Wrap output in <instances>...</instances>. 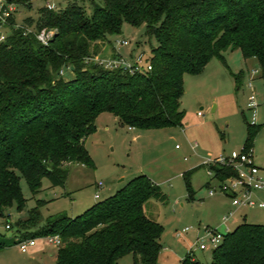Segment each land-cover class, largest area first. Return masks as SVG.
<instances>
[{
	"label": "trees",
	"instance_id": "16d2710c",
	"mask_svg": "<svg viewBox=\"0 0 264 264\" xmlns=\"http://www.w3.org/2000/svg\"><path fill=\"white\" fill-rule=\"evenodd\" d=\"M8 2L32 7V0ZM125 22L145 25L156 38L151 70L129 73L87 61L100 54V41L111 44ZM10 23L0 42V214L15 202L24 209L21 176L36 194L44 178L64 185L71 163L93 166L85 140L101 113L138 129L183 126L185 74L202 73L213 58L226 64L225 53L237 49L258 60L264 77V0H104L94 3L91 18L76 4L44 6L37 21L26 18L22 25L56 28L48 45L15 27L14 14ZM241 73H232L237 82ZM260 129L247 123L245 146L253 148ZM213 168L221 180L235 174L230 167ZM152 198L165 195L142 174L76 217L50 216L34 234H60L56 264H120L128 254L134 264H158L165 228L145 212ZM5 246L0 241V249ZM190 260L188 253L182 264H198ZM212 264H264V224L244 221L226 233Z\"/></svg>",
	"mask_w": 264,
	"mask_h": 264
},
{
	"label": "rangeland",
	"instance_id": "374dc122",
	"mask_svg": "<svg viewBox=\"0 0 264 264\" xmlns=\"http://www.w3.org/2000/svg\"><path fill=\"white\" fill-rule=\"evenodd\" d=\"M47 1H53L58 9L76 4L84 8L90 18L94 3H104V0H32L31 8L16 4V23L25 24L26 18L37 21L39 10ZM3 29L9 33L11 26ZM119 38L128 39L135 53L144 52L145 55H150L152 47L158 45L155 37L146 34L145 25L135 27L125 22L120 34L110 36L112 46L107 41L104 45L99 42V55L109 57ZM129 49L120 47L119 51L126 53ZM225 61L228 66L221 59L213 58L202 73L185 74V91L181 98V109L185 113L183 126L130 131L114 114L103 112L96 119V131L85 140L93 166L71 163L64 185L53 186L44 178L36 194L21 176L25 207L20 211L15 202L2 211L3 216L13 222L14 230L5 229L0 223V241L6 244L0 249V264H56L58 247L42 239L48 235L34 234L47 225L46 220L63 212L76 217L142 174L157 184L165 195L164 200L152 198L145 204L146 214L165 228L158 264H182L191 249L195 258L191 255L190 261L212 264L213 248L198 249L197 237L207 225L225 231L221 226L222 218L235 207H231L229 195L222 192L220 181L209 175L210 168L205 162L240 150L247 137V123H253L261 127L254 140L253 153L264 177V77L259 62L256 58L245 59L240 49L226 52ZM240 72L237 82L232 73ZM253 93L258 106L251 109ZM189 171L193 198L189 197L185 180V173ZM100 181L102 188H98ZM212 190H216L215 195L210 194ZM96 193L100 194L99 198L95 197ZM244 211L248 214L247 220L239 215L233 218L232 230L244 221L264 222V208ZM186 228L188 232L177 236ZM16 231L18 239L38 238L36 246L22 252L16 241ZM134 262L133 254L120 260V264Z\"/></svg>",
	"mask_w": 264,
	"mask_h": 264
},
{
	"label": "built area",
	"instance_id": "2783aa9c",
	"mask_svg": "<svg viewBox=\"0 0 264 264\" xmlns=\"http://www.w3.org/2000/svg\"><path fill=\"white\" fill-rule=\"evenodd\" d=\"M48 9H56V4L53 1H47L45 5ZM16 11V4L10 3L7 0H0V42L4 41L8 33L4 32V27L11 26L10 18ZM15 27H22L25 30V34L33 33L37 39L44 45H48L57 35L58 30L56 28L35 29L32 26H24L20 23L15 24ZM117 46H113L112 53L109 57H103L100 55L87 57V61L97 62L99 65L108 69H123L129 73L140 72L144 70H151L152 64L149 61L150 55H145L144 52L135 53V48L131 46V41L124 38L116 40ZM118 47V48H117ZM120 47H127L129 51L122 53L119 51ZM64 69L60 71V74H64ZM252 86V83L249 85ZM258 106L256 95H251L250 108L254 109ZM201 114V113H199ZM253 117L255 119L256 112L254 110ZM132 129V127H130ZM205 165L209 169V175L215 177V170L213 167H230L235 171L234 176H229L226 179H218L221 184L222 192L228 194L231 198L232 205L235 208H264V177L261 174V168L255 163L253 148L247 147L243 144L240 150H234L230 154H223L216 158H209ZM103 182L98 183V188H102ZM216 190L210 191L211 195H214ZM96 198L100 197L99 193L95 194ZM235 210H231L224 217L223 225H225V231H220L216 227L205 226L203 232L197 237L196 247L200 250H205L209 247L215 249L223 241L225 234L230 232L229 222L234 218ZM0 223L4 225L7 230H14V224L9 218H5L3 214H0ZM188 228L182 232H178L177 236H182L183 233L188 232ZM17 232V231H16ZM17 244L22 252H27L29 247L36 246L38 238L18 239V232L15 235ZM46 243L54 244L58 248L62 244V238L60 234H53L42 237ZM194 251L190 250V254Z\"/></svg>",
	"mask_w": 264,
	"mask_h": 264
},
{
	"label": "crops",
	"instance_id": "0c3cea01",
	"mask_svg": "<svg viewBox=\"0 0 264 264\" xmlns=\"http://www.w3.org/2000/svg\"><path fill=\"white\" fill-rule=\"evenodd\" d=\"M129 127V126H128ZM135 128H132V129H130V127H129V130L130 131H132V130H134ZM215 195V194H214ZM228 195V194H227ZM230 197V196H229ZM261 198H263L264 196H260ZM231 207L234 209V206L232 205V202H231ZM244 209L245 208H235V216H234V220L236 219V217L239 215L240 217H243V220H247V216H248V214H247V212L246 211H244ZM231 211V210H230ZM230 211H228V212H230ZM227 212V213H228ZM226 213V214H227ZM225 214V215H226ZM231 222L232 221H230L229 222V227H230V225H231ZM251 223H258V222H251ZM264 223V222H263ZM262 223V224H263ZM208 226H210V225H208ZM222 227H225V225H221ZM212 227V226H211ZM230 229H231V227H230ZM232 230V229H231ZM194 258H195V254H194V252L191 254Z\"/></svg>",
	"mask_w": 264,
	"mask_h": 264
}]
</instances>
